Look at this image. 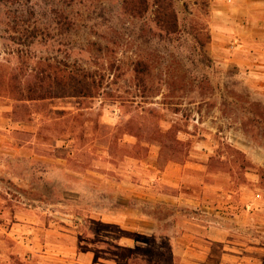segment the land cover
Masks as SVG:
<instances>
[{
	"label": "rangeland",
	"instance_id": "rangeland-1",
	"mask_svg": "<svg viewBox=\"0 0 264 264\" xmlns=\"http://www.w3.org/2000/svg\"><path fill=\"white\" fill-rule=\"evenodd\" d=\"M23 3L40 4L34 23L47 34L31 56L76 65L101 88L87 99L54 89L16 122L0 97V264H89L93 254L92 264H239L227 255L264 234L250 227L211 243L195 224L218 219L202 206L231 215L225 208L264 205V67L224 20L253 13V1L173 0L171 40L151 12L131 16L118 1ZM60 14L76 23L70 36L58 32ZM16 49L0 41V73L19 64L23 78L33 63L14 61ZM126 208L144 222L132 248L95 220ZM255 253L249 264H264Z\"/></svg>",
	"mask_w": 264,
	"mask_h": 264
},
{
	"label": "trees",
	"instance_id": "trees-1",
	"mask_svg": "<svg viewBox=\"0 0 264 264\" xmlns=\"http://www.w3.org/2000/svg\"><path fill=\"white\" fill-rule=\"evenodd\" d=\"M64 7L72 9L82 7L90 10L93 3L99 0H58ZM121 3L122 10L131 16L140 17L145 13L154 15L152 21L156 28L155 31L159 38L171 40L179 33L178 19L176 17L173 0H111ZM43 11L40 4L26 5L23 0H7L0 3V27H8L7 38L2 42L12 43L17 49L10 50V56L14 61L20 59H29L33 66L27 75L21 78V68L18 64L9 72L0 73V97H8L13 102V120L19 118L20 112L25 111L27 103L43 104L56 98L53 95L54 89L72 93L77 98H92L93 91L99 90L101 85L97 83L94 77L89 76L85 71L76 65L65 66L61 63H55L48 57L35 58L31 56V50L36 42L44 40L47 36L45 31L40 28L36 21L38 14ZM6 15V20H5ZM63 16V17H62ZM60 14L57 25L58 32L70 36L75 31L76 23L70 17ZM7 22V23H6ZM9 23V25H8ZM12 24V27H10ZM21 48L27 51H20ZM101 49V48H99ZM145 64L137 63L134 68V74L138 78L145 71ZM23 74V73H22ZM142 79H139L141 81Z\"/></svg>",
	"mask_w": 264,
	"mask_h": 264
},
{
	"label": "crops",
	"instance_id": "crops-1",
	"mask_svg": "<svg viewBox=\"0 0 264 264\" xmlns=\"http://www.w3.org/2000/svg\"><path fill=\"white\" fill-rule=\"evenodd\" d=\"M254 3L255 9L253 13H249L248 11H230L226 16L228 19L227 23L233 26H236L239 29V37L242 40L243 44H250L252 48L255 50L254 56L256 58L255 62L258 63L259 66L264 67V0H252ZM235 41V40H234ZM234 46L236 45L235 42H231ZM203 209L215 212L218 216L214 219L209 217L205 220V225L201 226L200 224H195V227L201 229L198 234H202L205 239L211 243H222V244H229L231 241L229 238L231 237V232L236 230L240 233H249L251 231L250 227L256 228V232L260 234H264V205H258L253 202L252 206L244 205L239 209L236 214H233L231 207L225 208L232 212L231 215L221 214L219 213L217 208H209L208 206H202ZM130 208H126L124 214L114 210L109 212L108 217L97 216L95 220H101V224L108 225L112 230H114L115 235L119 237V246H125L132 248L133 246V237L137 234V230H135V222L144 223L142 218H136L132 214H130ZM111 217V218H110ZM197 232V231H196ZM112 233V232H111ZM193 238V234L191 235ZM250 243V244H249ZM249 243L241 242L238 243L240 245L236 248V255L228 254L229 257H236L239 264H249L251 261V256L253 252L255 254L261 255L262 258L264 257V235H259L254 238V241L249 240ZM76 252V251H75ZM77 253V252H76ZM93 254V253H91ZM77 256V255H76ZM254 258L255 262L256 259ZM94 258V254L91 257L92 264ZM47 264H53L55 262L51 261V256H45ZM229 260V259H227ZM50 261V262H48ZM230 261V260H229ZM233 261V260H232ZM262 259L260 260L261 264ZM85 262V261H84ZM80 259L76 261H72V264H86ZM46 264V263H45ZM256 264V263H255Z\"/></svg>",
	"mask_w": 264,
	"mask_h": 264
},
{
	"label": "built area",
	"instance_id": "built-area-1",
	"mask_svg": "<svg viewBox=\"0 0 264 264\" xmlns=\"http://www.w3.org/2000/svg\"><path fill=\"white\" fill-rule=\"evenodd\" d=\"M228 2H230V0H228Z\"/></svg>",
	"mask_w": 264,
	"mask_h": 264
}]
</instances>
